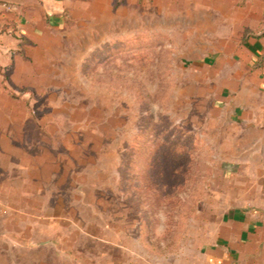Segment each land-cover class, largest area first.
<instances>
[{"label":"rangeland","instance_id":"rangeland-1","mask_svg":"<svg viewBox=\"0 0 264 264\" xmlns=\"http://www.w3.org/2000/svg\"><path fill=\"white\" fill-rule=\"evenodd\" d=\"M262 22L264 0H77L0 50V264L183 263L264 212Z\"/></svg>","mask_w":264,"mask_h":264},{"label":"crops","instance_id":"crops-1","mask_svg":"<svg viewBox=\"0 0 264 264\" xmlns=\"http://www.w3.org/2000/svg\"><path fill=\"white\" fill-rule=\"evenodd\" d=\"M0 1L7 6L0 7V50L7 52L16 48L26 50L46 33L48 25L63 24L77 0ZM262 26L261 33L247 35L245 43L256 48L243 58L251 63L261 54L255 70L264 86V23ZM11 59L0 53L1 64ZM239 216L219 221L213 237L201 245L198 253L177 264H264V212L252 210L247 217Z\"/></svg>","mask_w":264,"mask_h":264},{"label":"built area","instance_id":"built-area-1","mask_svg":"<svg viewBox=\"0 0 264 264\" xmlns=\"http://www.w3.org/2000/svg\"><path fill=\"white\" fill-rule=\"evenodd\" d=\"M0 7L7 8L6 4L0 1Z\"/></svg>","mask_w":264,"mask_h":264},{"label":"trees","instance_id":"trees-1","mask_svg":"<svg viewBox=\"0 0 264 264\" xmlns=\"http://www.w3.org/2000/svg\"><path fill=\"white\" fill-rule=\"evenodd\" d=\"M245 39H246V37L244 38V40H243V41H245Z\"/></svg>","mask_w":264,"mask_h":264}]
</instances>
